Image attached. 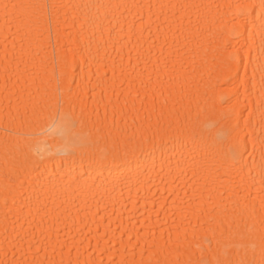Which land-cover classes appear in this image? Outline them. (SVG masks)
<instances>
[{
    "label": "bare ground",
    "instance_id": "obj_1",
    "mask_svg": "<svg viewBox=\"0 0 264 264\" xmlns=\"http://www.w3.org/2000/svg\"><path fill=\"white\" fill-rule=\"evenodd\" d=\"M0 264H264V0H0Z\"/></svg>",
    "mask_w": 264,
    "mask_h": 264
}]
</instances>
